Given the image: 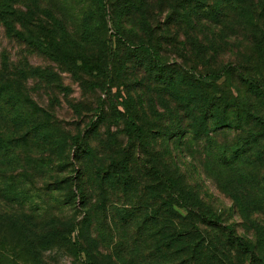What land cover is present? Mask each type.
<instances>
[{"label": "rangeland", "instance_id": "1", "mask_svg": "<svg viewBox=\"0 0 264 264\" xmlns=\"http://www.w3.org/2000/svg\"><path fill=\"white\" fill-rule=\"evenodd\" d=\"M140 7L0 0V264H264V0Z\"/></svg>", "mask_w": 264, "mask_h": 264}, {"label": "trees", "instance_id": "2", "mask_svg": "<svg viewBox=\"0 0 264 264\" xmlns=\"http://www.w3.org/2000/svg\"><path fill=\"white\" fill-rule=\"evenodd\" d=\"M137 1H138V6H141L139 8L140 11L143 12L145 4H146V0H137ZM130 6H132V5H130ZM7 7L8 8L10 7V2L7 3ZM2 11H4V10H2ZM3 23H4V25H5V27L7 29L12 30L10 22L7 19L3 18ZM15 34L18 37H24V35L21 32L15 31ZM30 39H31L30 42H32L34 44H37L38 46L41 45L40 42H36V40H32V37H30ZM136 46L145 48L147 51H149L152 54L153 57H155L157 59V57H156L157 53L147 43H140L139 42V44L136 45ZM160 65H161L160 69L163 70V68H162L163 64H160ZM227 72H228V66H224V67H222L219 70L210 71V72L204 74L203 75V79H200V81L204 82L206 79L207 80H212V81H217V80L221 79L222 76H224V74H226ZM238 75L251 88H253L256 92H258V94H260V95H262L264 97V86L261 84V82L258 79L250 77V76L243 75L240 72H238ZM2 87H3V84H0V92H2L1 91ZM2 94L3 93L0 94V100H1L0 102H2L5 105V104H7V100L5 99V101H4V98L1 97ZM200 102H204V100L201 99ZM6 110H7L6 112H2L0 114V151L2 152V156L3 157L8 155V153L17 145L18 142H21V141L22 142H26V140L28 138V134H29V131H26V132L21 133L19 135H15L14 133H13V136L8 135V131L4 127L6 122L15 121V119H19V118H22V117L20 116V113H19V111H18V109L16 107L14 108V110H15L14 114L9 109H6ZM17 132H19V131H16L15 133H17ZM84 136L77 135L75 137L73 143L76 145V148H81ZM3 153H5V154H3ZM227 229H229V228L227 227ZM232 242L235 244V246L237 248H239V249L242 248L243 250H245V252H250L252 254L253 247L250 244L247 245V244L241 242V238H236V240H233Z\"/></svg>", "mask_w": 264, "mask_h": 264}]
</instances>
